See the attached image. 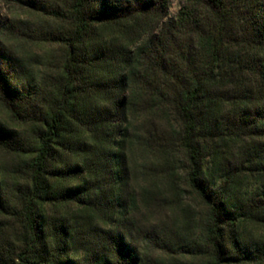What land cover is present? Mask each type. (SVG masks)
I'll return each instance as SVG.
<instances>
[{
	"label": "trees",
	"instance_id": "1",
	"mask_svg": "<svg viewBox=\"0 0 264 264\" xmlns=\"http://www.w3.org/2000/svg\"><path fill=\"white\" fill-rule=\"evenodd\" d=\"M169 6L0 0V264H264V0Z\"/></svg>",
	"mask_w": 264,
	"mask_h": 264
},
{
	"label": "rangeland",
	"instance_id": "2",
	"mask_svg": "<svg viewBox=\"0 0 264 264\" xmlns=\"http://www.w3.org/2000/svg\"><path fill=\"white\" fill-rule=\"evenodd\" d=\"M169 1H170L169 13H170L171 17H175L177 15L179 9L185 3V0H169ZM28 50L30 51L31 55L39 56L40 59H42V61L45 63L46 56L48 55V52H50L52 50V48L49 46H44L42 49H38L34 46H31L28 48ZM43 62H42V64H39V65L35 64L34 66L42 69L45 67L44 66L45 64ZM0 120H2L4 122H8V120H9L7 111L1 104H0ZM13 162H14V157L12 155L8 154L6 151L0 149V172H1V168L3 166L6 165V166L10 167ZM190 204L194 207L193 210H191L192 215L199 216L203 212V207L199 203H197L187 193V197L184 199V204H182V207L179 208V207L174 206V207L169 208L167 213H169L171 216V219H172L171 224H175V223L180 224V222L187 220L188 216H187V213L184 211V209H188V206ZM192 217L195 218V216H192ZM192 229H194V228H192ZM195 232L196 231L192 230V233H195Z\"/></svg>",
	"mask_w": 264,
	"mask_h": 264
}]
</instances>
